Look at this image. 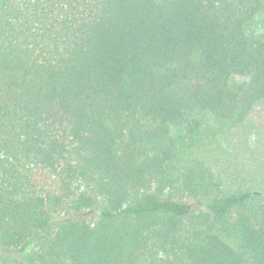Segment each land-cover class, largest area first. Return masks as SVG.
<instances>
[{
  "label": "trees",
  "instance_id": "trees-1",
  "mask_svg": "<svg viewBox=\"0 0 264 264\" xmlns=\"http://www.w3.org/2000/svg\"><path fill=\"white\" fill-rule=\"evenodd\" d=\"M263 104L264 0H0V264H264Z\"/></svg>",
  "mask_w": 264,
  "mask_h": 264
},
{
  "label": "rangeland",
  "instance_id": "rangeland-1",
  "mask_svg": "<svg viewBox=\"0 0 264 264\" xmlns=\"http://www.w3.org/2000/svg\"><path fill=\"white\" fill-rule=\"evenodd\" d=\"M250 123L253 125L252 134L250 135L249 142L252 143L253 139L259 137L260 142L264 141V104L258 106L249 118ZM257 132V133H255ZM29 247L26 248V251ZM24 252V249L22 250Z\"/></svg>",
  "mask_w": 264,
  "mask_h": 264
}]
</instances>
